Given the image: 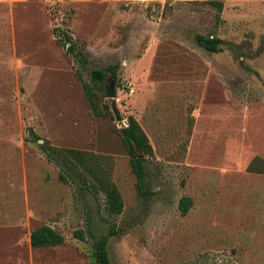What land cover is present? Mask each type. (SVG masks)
Listing matches in <instances>:
<instances>
[{"label": "rangeland", "instance_id": "obj_1", "mask_svg": "<svg viewBox=\"0 0 264 264\" xmlns=\"http://www.w3.org/2000/svg\"><path fill=\"white\" fill-rule=\"evenodd\" d=\"M197 34L222 38V50ZM115 63L102 98L110 110L94 115L83 81ZM130 115L155 150L146 198L121 140ZM51 146L109 162L124 212L109 215L104 193L61 180ZM255 158L264 160V0H0V264H98L94 241L114 225L113 264H264ZM41 224L65 241L34 247Z\"/></svg>", "mask_w": 264, "mask_h": 264}, {"label": "trees", "instance_id": "obj_2", "mask_svg": "<svg viewBox=\"0 0 264 264\" xmlns=\"http://www.w3.org/2000/svg\"><path fill=\"white\" fill-rule=\"evenodd\" d=\"M214 4L223 9L221 1ZM63 37V36H62ZM66 44L69 49H75V43L71 34L65 32ZM199 45L213 52L222 50L223 39L215 36L196 35ZM80 60L87 62L85 54L80 53ZM120 64H109L105 68H93L91 78L83 81V87L90 110L94 115H106L110 110L108 102H102L106 96V79L110 74L118 78ZM34 133V131H33ZM121 140L130 156L132 169L137 177V187L141 197H148L152 190L149 186L148 159L155 156V150L148 134L143 129L139 120L130 115L128 125L123 126L120 131ZM47 153L51 160H56L62 165L64 172L60 175L61 180H67L68 176L75 182H80L84 188L94 193L105 194V210L109 215H119L124 212L125 201L117 186L112 179L111 165H107L104 160L95 153L81 150L78 148H58L55 146L47 147ZM264 165V160L255 158L250 164V170L264 171L260 166ZM193 204L191 196H183L180 202L182 214H187ZM76 236L84 238V231L79 229ZM92 236L94 235L91 232ZM119 230L114 225L108 234H103L94 241L96 249V259L98 264H113L109 251V241L112 236L118 235ZM31 244L34 247L57 246L65 241L63 233L58 231L50 224H41L33 229L30 235Z\"/></svg>", "mask_w": 264, "mask_h": 264}, {"label": "water", "instance_id": "obj_3", "mask_svg": "<svg viewBox=\"0 0 264 264\" xmlns=\"http://www.w3.org/2000/svg\"><path fill=\"white\" fill-rule=\"evenodd\" d=\"M116 89L114 88V86H112L108 91H107V95L108 97L110 98H113L115 100V97H116ZM112 110L115 114V118L117 121L121 122V121H124V117L123 115L121 114V111L120 109L118 108L117 106V103L116 101H113L112 103Z\"/></svg>", "mask_w": 264, "mask_h": 264}]
</instances>
